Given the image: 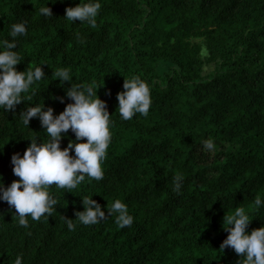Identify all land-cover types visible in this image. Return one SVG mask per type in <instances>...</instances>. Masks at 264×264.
Instances as JSON below:
<instances>
[{"label":"trees","instance_id":"trees-1","mask_svg":"<svg viewBox=\"0 0 264 264\" xmlns=\"http://www.w3.org/2000/svg\"><path fill=\"white\" fill-rule=\"evenodd\" d=\"M47 2L0 0V39L27 21L17 70L44 63L47 76L22 94L31 100L0 109V176L5 186L19 179L12 154L46 138L38 118L23 125L26 105L44 103L56 115L72 102L54 98L71 86L60 85L57 67H69L73 83L101 86L112 142L102 180L86 178L72 193L49 189L58 204L48 220L29 217L25 228L0 201V264L17 255L23 264H237L231 247L220 249L224 215L241 206L249 232L264 225V206L254 205L256 195L264 199V0H100L95 26L63 18L80 0L49 2L53 17L38 11ZM132 75L150 84L152 104L147 116L121 120L116 97ZM209 138L212 150L203 146ZM85 195L105 211L121 199L133 224L121 229L106 211L100 223L74 220L69 230L62 216L75 219Z\"/></svg>","mask_w":264,"mask_h":264},{"label":"clouds","instance_id":"clouds-1","mask_svg":"<svg viewBox=\"0 0 264 264\" xmlns=\"http://www.w3.org/2000/svg\"><path fill=\"white\" fill-rule=\"evenodd\" d=\"M49 2L55 3L56 0H48L38 9L44 17H53L51 8L47 6ZM101 7L100 0H80V3L65 9L63 18L73 23L78 20L95 26ZM27 33V21H20L11 24L8 32L11 39H0V109L5 112L14 110L26 99L31 100L30 95L22 94L28 93L29 89L47 77L42 67L44 63L24 71L16 68L24 59L18 51L19 39ZM53 75L61 86L65 82L71 84L64 89V96L54 98L61 103L65 98L72 102L56 115L52 107L45 110L44 103L26 105V110L19 114L23 125L28 127L31 119L38 118L43 132L47 134L46 138L41 139L37 135L29 139L31 142L23 155L19 152L12 154V172L19 179L5 186L0 176V201L6 202L9 210L15 209L18 224L25 228L29 225V217L34 221L41 218L48 220L56 211L57 198L49 191L52 186L72 193L86 178L88 182L102 180V165L112 142L110 128L113 122L106 101L97 94L101 88L97 81L73 83L70 68L63 66L57 67ZM122 87L123 90L116 97L120 119L131 120L136 114L147 116L152 104L150 84L139 75H132L124 78ZM69 130L74 134V139L68 137ZM63 139H68V143L61 148ZM203 146L207 150L215 147L211 138L205 139ZM182 184L183 175L177 172L173 179V191L180 192ZM92 197H81L83 211H75V219L62 216L69 230L76 229L74 220L81 225L100 223L106 218V211L110 216L115 215V223L121 229L133 224L134 217L121 199H115L110 206H106L105 211ZM254 205L256 209L264 206V199L259 194L254 198ZM251 221L250 214L241 206H235L234 211L223 217V228L228 235L220 244V249L231 247L240 257L237 264H264V225L249 232L247 229ZM13 264H23L22 255H17Z\"/></svg>","mask_w":264,"mask_h":264},{"label":"rangeland","instance_id":"rangeland-1","mask_svg":"<svg viewBox=\"0 0 264 264\" xmlns=\"http://www.w3.org/2000/svg\"><path fill=\"white\" fill-rule=\"evenodd\" d=\"M212 69V66L211 65H208L207 66V71L211 70Z\"/></svg>","mask_w":264,"mask_h":264}]
</instances>
